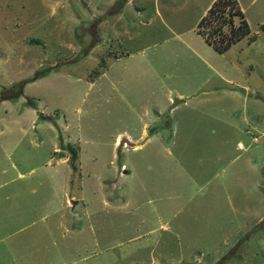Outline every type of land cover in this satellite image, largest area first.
<instances>
[{"label": "rangeland", "instance_id": "1", "mask_svg": "<svg viewBox=\"0 0 264 264\" xmlns=\"http://www.w3.org/2000/svg\"><path fill=\"white\" fill-rule=\"evenodd\" d=\"M205 1L0 0V264H264L262 15Z\"/></svg>", "mask_w": 264, "mask_h": 264}, {"label": "trees", "instance_id": "2", "mask_svg": "<svg viewBox=\"0 0 264 264\" xmlns=\"http://www.w3.org/2000/svg\"><path fill=\"white\" fill-rule=\"evenodd\" d=\"M229 1V0H212V2L209 4V6L207 7V9L205 10V12L198 18L196 24H195V30L200 33L203 37L204 40L210 44L213 49L217 52H221L223 51L225 48H227L230 43L237 41L238 39H240L241 37L247 35L249 33V27L248 24L243 16L242 11L240 10V8L236 5V1L233 0V2H235V7L233 9H228L227 8V13H228V21H231V15L237 14L240 17V22L235 26V27H230L229 29V33H224L222 31V29H220L219 25H213L207 24L206 26L210 29V33L215 32L219 34V39L217 41L211 40L208 35L207 32H204V29L202 27V22L206 19V16L208 14H212V18H218L221 17L223 15V13L225 12L224 10V5L225 2ZM231 1V0H230ZM219 2H221L223 5L221 7H219ZM211 27H210V26ZM259 27L264 30V23L259 24ZM179 100V99H178ZM167 123H165V126H169L168 125V121H166ZM160 126V125H159Z\"/></svg>", "mask_w": 264, "mask_h": 264}, {"label": "crops", "instance_id": "3", "mask_svg": "<svg viewBox=\"0 0 264 264\" xmlns=\"http://www.w3.org/2000/svg\"><path fill=\"white\" fill-rule=\"evenodd\" d=\"M237 2V6L240 8V10L243 13V16L248 24V17H250L251 14H255V15H262L261 16V22L259 21L258 24L264 23V0H235ZM212 2V0H206L205 4L202 8L201 14L200 16L205 12V10L207 9V7L209 6V4ZM199 16V17H200ZM198 17V18H199ZM198 20V19H197ZM196 20V22H197ZM251 20V19H250ZM195 22V24H196ZM252 22V20H251ZM249 22V24L251 23ZM244 38H246L247 40H250L247 36H243ZM242 38V37H241ZM206 77L201 81L204 82L206 81ZM224 82L227 84H233V81L231 80V78H224ZM246 87V85H245ZM233 89V88H232ZM190 91L185 92V94H188Z\"/></svg>", "mask_w": 264, "mask_h": 264}, {"label": "water", "instance_id": "4", "mask_svg": "<svg viewBox=\"0 0 264 264\" xmlns=\"http://www.w3.org/2000/svg\"><path fill=\"white\" fill-rule=\"evenodd\" d=\"M123 141L128 142V140L125 137H122L121 139H119L118 145H117V151H119V147H120V145L122 144Z\"/></svg>", "mask_w": 264, "mask_h": 264}]
</instances>
